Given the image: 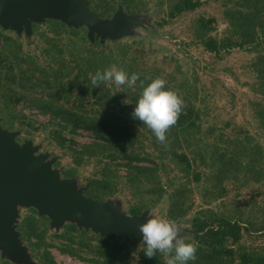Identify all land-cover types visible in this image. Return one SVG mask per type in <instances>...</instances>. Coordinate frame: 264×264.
Returning a JSON list of instances; mask_svg holds the SVG:
<instances>
[{
  "label": "rangeland",
  "instance_id": "obj_1",
  "mask_svg": "<svg viewBox=\"0 0 264 264\" xmlns=\"http://www.w3.org/2000/svg\"><path fill=\"white\" fill-rule=\"evenodd\" d=\"M106 1L113 5L106 17L99 14L101 8L97 7L103 0H69L71 6L67 15L72 17L71 20L61 15L23 17L19 13L15 18L7 19L0 14V31L20 43L21 55L31 57L40 66L50 64L55 67L44 53V37L46 33L50 34L47 20L55 19L68 29L75 28L84 38L77 35L70 38L65 33L60 41L63 42L62 55L71 67H74L71 59L74 55L84 71L73 68L65 75L62 80L65 90V83L75 80L76 76L72 91L84 86L93 73L92 67L87 66L89 58L101 56L105 69L115 66L129 76L140 74L142 80L149 83L155 78L164 79L166 85L183 97L185 107L188 103L193 105L198 128L186 139L180 136L173 146L170 144L173 135L168 132L165 146L146 125L130 115L136 106L134 92L139 80L133 87L106 82L103 85L109 111L123 119L134 133L130 148L138 155L134 163L154 166L155 183L143 177L128 182L127 170L121 166L128 160L123 152H117L116 159L105 155L85 157L81 165H75L69 146L80 149L97 141L94 135L81 129L74 133L65 130L62 135L72 141L59 146L52 134L54 129H59L58 125L24 100L11 109L0 102L1 148L14 155L21 153L22 163L35 165L50 187L63 192V200L90 197L85 194L89 180L101 177L102 167L107 164L116 170L110 178L114 193L96 201L108 202L109 210L116 213L115 216H128L129 206L139 205L145 212V222L147 218L173 221L182 229L181 237L192 242H198L194 237L196 232L192 230L194 219L238 221L242 225L238 244L249 251L264 253V81L259 75L260 71L264 73V0H201L199 7L174 18H168V11L177 0H131L127 5L122 0ZM95 7L98 10L94 11ZM90 13L100 19L95 22V29L80 18ZM200 17L211 19L209 35L215 38L231 34V21L242 24L249 19L256 42L253 46L233 45L219 56L214 55L197 38ZM236 31L234 40L239 39V27ZM38 90L41 89L33 91L40 94ZM94 101L93 96H88L84 100L85 107L90 114L99 115ZM172 147L186 155L189 168L172 157ZM68 170L73 171L72 176L64 175ZM154 186L163 188L161 195L152 193ZM34 205L15 201L12 211L5 215L4 225L8 230L12 229L15 236L12 242L0 244V264L2 261L42 264L38 257L42 248L38 251L30 246L21 237L19 229L30 207H38L36 216L40 219L47 218L41 223L46 229V241L55 244L49 250L57 264H91L61 253L57 248L63 240L53 234L61 232L70 220ZM78 228L104 239H116L106 237L86 223H80ZM128 244L132 264H138L137 253L146 244L142 243V237L130 240ZM82 254L89 256L86 252ZM164 257L168 259V255L164 254Z\"/></svg>",
  "mask_w": 264,
  "mask_h": 264
},
{
  "label": "trees",
  "instance_id": "obj_2",
  "mask_svg": "<svg viewBox=\"0 0 264 264\" xmlns=\"http://www.w3.org/2000/svg\"><path fill=\"white\" fill-rule=\"evenodd\" d=\"M129 1L131 0H122L126 5ZM201 4V0H177L168 11V18H174L182 12L194 10ZM97 7L101 8L99 14L106 17L112 11L113 5L109 1L103 0L102 3H97ZM97 7L93 10H98ZM210 21L211 19L203 17L197 20V38L200 44L214 55L219 56L222 51H227L233 45L243 47L248 44L253 46L256 42L248 23L249 19H245L242 24L232 23L231 21L233 26L231 34L224 38H215L209 35L212 30ZM47 23L50 34L46 33L44 37V43L46 44L44 53L50 57L51 62L56 64L55 67L50 64L40 66L31 57L21 55L19 53L20 43L0 31V102L11 109V106L24 100L42 114L48 115V120L59 127V129H54L52 134L56 143L62 147L68 141H72L62 135L65 130L71 133L76 132L78 129L91 132L98 142L94 141L80 149L69 146L75 165H81L86 158L97 155H105L111 159H116L118 158L117 152H123L128 160L121 166L127 170L128 182H134V180H140L143 177L148 182L155 183L156 168L154 166L134 163L138 159L134 149H130L133 146L134 133L127 127L123 119H118L117 115L109 111L108 96L104 92L103 83L99 87L92 88L90 77L84 86L76 88V91L73 92L76 76L75 80L72 79L65 83L67 88L64 89V82L62 81L64 76L69 74L73 68L81 71H84V69L79 59L72 54L71 59L74 61V67L68 66L62 55L63 48H61V45L63 42L61 44L60 41L65 33L70 38L77 35L80 39H83L84 35H78L77 29H68L64 23L55 19H48ZM237 27H239L240 35L238 36L239 39L234 40L232 37L237 36L234 35L237 32ZM78 44L83 46L82 43ZM102 62L103 58L101 56L89 58L87 66L92 67V75L97 70H105ZM86 74L87 70L85 71ZM259 75L264 81L263 71H260ZM139 77L142 80L140 74ZM148 83L147 81L144 82V86H147ZM37 88L41 89L38 90L40 94H35L33 91ZM137 88V91L134 92L136 103L143 91L140 81ZM165 88L173 90L168 85H165ZM177 95L181 99L183 98L178 93ZM88 96L95 98L94 104L99 108L96 113L99 115H92L87 111L84 100ZM188 104V107L183 104L178 122L168 131L173 135L170 143L172 146L174 143L179 142L180 136L186 139L191 131L198 128L195 117H193L194 107L191 103ZM129 149L130 151H128ZM170 154L183 163L185 167H190L189 160L184 153H178L172 147ZM115 172L114 168L104 164L101 170L102 176L89 180V187L85 194L94 199L112 196L115 187H113L110 178ZM64 175L72 176L73 171H65ZM194 179H198V174H194ZM162 192L163 188L161 186H154L152 189V193L157 195H161ZM29 210V214L23 216L19 225L21 237L38 251L42 248L38 253L42 264H57L49 250V247H53L55 244L46 241V229L41 223L42 219L47 220V218L42 217L40 219V217H37V210L33 207H30ZM128 212L131 215H139L142 208L139 205H131ZM241 226L238 221L224 218L214 221L209 218L208 220L194 219L192 230L196 232L194 237L198 240V242H195L198 244V249L196 259L189 261L188 264H264V253L249 251L238 244L241 238ZM53 237L63 240L57 247L61 253L86 260L91 264H132L131 247L124 240L104 239L91 231L79 229L76 224L70 222L65 223L62 231L54 233ZM145 247H142L137 253L136 260L138 264H166L164 254L161 253H157L151 259L146 258L144 255ZM82 252H86L89 256L83 255ZM2 264L11 263L2 261Z\"/></svg>",
  "mask_w": 264,
  "mask_h": 264
},
{
  "label": "water",
  "instance_id": "obj_3",
  "mask_svg": "<svg viewBox=\"0 0 264 264\" xmlns=\"http://www.w3.org/2000/svg\"><path fill=\"white\" fill-rule=\"evenodd\" d=\"M70 6L69 0H0V14L7 19L15 18L16 13H19L23 17L34 14L61 15L64 19L71 20L72 17L67 15ZM80 18L86 20L93 29L97 27L95 22L100 20L92 13L84 14ZM22 157L21 153L14 155L12 152L4 151L0 142V244L12 242L15 236L13 230H8L4 225V217L12 211V204L14 205L15 201L25 205L35 204L34 206L48 210L54 216L69 219L78 227L80 223L89 224L106 237L124 240L127 243L142 237L138 225L145 222L143 218L145 212L118 217L115 216L116 213H111L108 202L80 196L72 200H63V192L50 187L35 165H24ZM33 208L38 210V207ZM107 210L110 214H106ZM115 210L112 209L113 212Z\"/></svg>",
  "mask_w": 264,
  "mask_h": 264
},
{
  "label": "clouds",
  "instance_id": "obj_4",
  "mask_svg": "<svg viewBox=\"0 0 264 264\" xmlns=\"http://www.w3.org/2000/svg\"><path fill=\"white\" fill-rule=\"evenodd\" d=\"M138 80L143 91L130 115L132 119L146 125L157 140L167 146L166 134L178 122L183 100L175 91L165 88L164 79H152L144 86V81L140 80L138 74L132 73L129 76L125 70L112 66L103 71L97 70L91 76L90 83L92 88L106 82L133 87ZM138 231L142 236V243L146 244L144 255L148 259L155 257L157 253L168 255L166 264H188L196 259L198 244L186 242L181 237L182 229L173 221L147 218L146 222L138 225Z\"/></svg>",
  "mask_w": 264,
  "mask_h": 264
}]
</instances>
